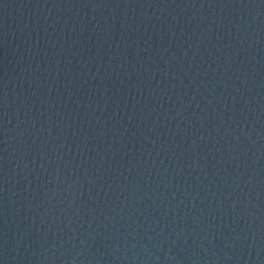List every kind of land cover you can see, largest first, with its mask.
I'll return each instance as SVG.
<instances>
[{"label":"water","instance_id":"95a60500","mask_svg":"<svg viewBox=\"0 0 264 264\" xmlns=\"http://www.w3.org/2000/svg\"><path fill=\"white\" fill-rule=\"evenodd\" d=\"M0 264H264V0H0Z\"/></svg>","mask_w":264,"mask_h":264}]
</instances>
